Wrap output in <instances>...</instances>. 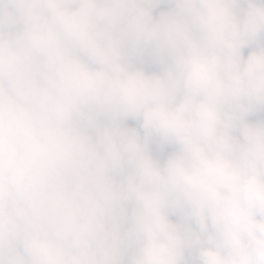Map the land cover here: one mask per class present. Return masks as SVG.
Segmentation results:
<instances>
[{
    "label": "clouds",
    "instance_id": "1",
    "mask_svg": "<svg viewBox=\"0 0 264 264\" xmlns=\"http://www.w3.org/2000/svg\"><path fill=\"white\" fill-rule=\"evenodd\" d=\"M0 264H264V0H0Z\"/></svg>",
    "mask_w": 264,
    "mask_h": 264
}]
</instances>
